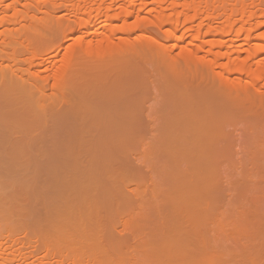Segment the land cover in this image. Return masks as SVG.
Here are the masks:
<instances>
[{
    "label": "rangeland",
    "instance_id": "1",
    "mask_svg": "<svg viewBox=\"0 0 264 264\" xmlns=\"http://www.w3.org/2000/svg\"><path fill=\"white\" fill-rule=\"evenodd\" d=\"M127 1L118 0L116 4L114 3L116 14L117 12L121 13L125 6L129 7ZM155 2V0H147V3H144L143 0H136V5L131 4H134L137 9L138 6L139 8L143 7L142 10L138 9L139 12L132 13L126 20L121 17L117 18V22L121 26L125 25L126 27L131 24L136 27L133 32H129L132 37L130 44H125V47L124 45L119 46L121 49L105 45L104 42H100V45L95 43L97 41L95 39L101 38L102 34L105 33L103 29L109 22L106 15L96 22L97 26L91 31V34L84 33L82 30L74 29L76 21L68 16V8L64 6L65 4L61 8H64L66 12L61 8V11L57 9L60 13L57 10L58 13L55 11V16L51 18V21L56 23L50 22V28L40 29L38 28L39 25L36 24L31 27L28 34V37H30H27L32 42L31 46L26 43H19L13 49L15 53L11 48L7 49L9 53H14L17 59H26H22L25 61L24 63L22 60L20 61L21 67L26 68L27 66L29 72L24 69L27 74L26 71L25 73L22 72V78L16 77L15 80L8 73L4 78V83H1L2 80L0 79V85L16 88L18 90L16 98L20 102L19 104L25 105V107L32 102L37 104L36 101H41L42 104L50 108L46 123H38L40 126L36 128L39 129L35 128V130L33 128L35 132L38 130L39 133L43 132L44 135L41 136L40 133L37 140H34V142L36 141L35 144H31L32 147L25 145V148L28 147L29 150L27 149L28 151L24 152L23 155V152L20 153L19 158L23 157V160L28 163L26 165L30 163L31 167V163L34 162L33 159L38 162V164L33 163L39 167L36 166L38 170H34L37 174L35 187L37 186L38 192L39 190L49 189V187L54 188L55 186L56 188L57 183L59 186L57 188L61 189L62 185H66L68 179L72 176L78 181L84 174L89 177L92 174L95 180L94 178L88 180L90 181L89 186L93 185L94 181L97 183L100 179L99 183L103 181L102 184H106V187L115 188H113V192L111 191L113 196L117 195L116 192L122 194L119 197L120 200L116 198L121 201H117L118 205L117 203L114 204L116 201L113 203V200L110 204L108 203L109 206H102L107 204L104 201L109 199L110 193L107 195V199L106 194L104 196L99 191V195L97 193L96 196L104 204L99 199L102 208H98L99 210H96V212L98 211L100 217L99 225L103 228V232L100 233L103 235L105 232V234H110L113 237L115 245L117 247L119 245L120 253H125L127 259H130L129 263L132 262L130 264H141L150 260L142 261L144 258H141L140 251L145 241L151 243L158 240L161 237V231L167 226L173 229L182 227L183 225L180 224L183 223L182 221L177 222L176 220L175 223L173 220L181 214H187L188 216L191 211V215L196 214L200 217L198 231L194 230L195 233L192 234V236H196L193 238H196L194 239L196 242L199 241L200 246L198 248L197 243L195 245L197 249L202 247L209 254H212L211 264H264V86H262V89L259 85L264 83L254 78V73L252 75V70L257 66L256 61L264 56L249 58L247 54L249 51L251 54L252 47H258L262 43L263 40L260 39V36L261 33L264 35V29L253 30L252 33L249 32L248 36L241 34L242 36H237V39L235 36L231 37L232 35L225 37L221 36L222 33L219 34L220 32L208 31L211 34L206 33L204 35L208 34L207 39L197 40L196 31L194 32V30H196L197 24L201 23L199 19L189 20L180 17L178 20V22L181 21L179 28L174 34L177 40H168L166 36L170 26L162 27L158 25L156 12H154L158 8V3ZM242 3L245 5L248 0H243ZM107 5L108 3L102 2L103 9L104 7L106 9ZM115 5L118 7L115 8ZM169 5L170 2L167 0V6ZM47 7V11L50 10L49 6L45 8ZM169 8L167 13L170 15L172 10L170 11ZM262 9L264 11V4ZM221 12L223 13V9L216 12L215 17L219 13L217 18L203 21L205 23L202 25L204 33L206 31L205 26H216L215 28H217L222 23L224 24V17ZM86 15L82 19H86L88 17ZM46 18H48L47 15ZM119 31L116 34L117 40H119L117 38L119 35L123 36L127 33L124 32L126 30ZM244 36L250 43L243 41ZM78 37L79 39L83 38L85 41L83 48L80 47V50L76 48L78 52H82L86 48V42L92 39L89 43L91 46L94 43L93 48L98 45L104 49H126V52L127 50L128 52L123 56H110L105 59L85 58L79 60L76 57V68L70 76L71 80L63 84L62 88L59 87L60 89H56V91H54L55 89L51 90L52 79L50 80V77L46 75L44 78L38 79L35 78L36 74L34 73L38 69H45V67L52 64L53 56L55 57L56 51L59 50L58 47L64 48L69 42L75 39L78 41ZM225 38L227 40L234 39V42H227ZM203 40V43L206 44L204 46L199 42ZM207 41H210V44L209 42L207 44ZM88 44L87 46L90 45ZM50 51L52 52L50 53ZM211 52L215 55H217V52L218 54L224 53L230 58H224L225 55L221 54L223 55L222 60L214 62L217 59ZM141 53L144 54L143 57L139 55ZM36 54L41 58H39V65L42 67H34L30 64L37 62L38 59L34 61V57H31ZM210 55L215 59L212 60L213 57ZM28 58L32 59L29 60ZM232 58L235 61L234 64H238L240 68L242 67L240 74L234 73L233 68L235 67L230 65L232 63L230 59L232 60ZM227 61L230 62L227 64L233 67V72H228L229 74L226 72L218 76L212 68V63L222 62L223 64ZM245 62H250L249 66H251L246 67ZM252 64L255 66H252ZM196 69L198 71L196 76L185 79V75ZM225 74L226 76H224ZM249 78L253 83L249 81ZM13 80L17 85H12ZM258 85L259 87H257ZM24 88H27V90ZM37 96L41 97V100ZM98 104L102 117L106 119L101 118V120L103 123L110 124V133L114 136L119 135L116 139L118 141L122 140L123 145L119 150L111 149L117 152L108 153L110 159L106 155V160L104 159L106 163L97 161V163L94 162V164L87 166L88 157L84 154L81 155L79 150L86 135L84 134L85 125L87 124L86 118L95 115V108ZM1 106L4 105L1 104ZM33 107L35 108V106ZM190 117H194L192 123L196 126V123H203L199 122L201 119L204 123L206 122V125L203 123L205 126L201 129L204 130L207 123L210 122L208 126L211 124V127L217 131L214 133L213 129H205L201 133L196 126H193L198 129L196 132H199L198 135L196 134L199 147L194 144V141L189 140L188 131L185 133L184 130H181L182 125L185 124L183 122ZM192 123L190 121V124ZM38 124L34 125L38 126ZM190 124L189 127H192ZM184 129L188 130L186 127ZM206 130L210 132H206ZM67 134L70 135V138L71 135L74 136L76 141L73 143L63 142V140L70 139L65 137ZM111 134H109L110 137L113 136ZM114 136L109 141H113ZM4 141L7 140L4 139ZM10 141H8L9 146H13V141L11 143ZM189 143L194 149L203 147L201 149H205L203 152L206 154L211 153L210 158L208 155V159H210V163L209 161L208 163L211 164L210 168L208 167L209 169H202L200 162L203 163V167H207L208 164L203 162L204 157L200 160L201 151L196 152L197 155L195 154L196 150L190 151ZM6 144L3 143L0 146L4 147ZM15 144L18 145V142L16 141ZM21 144L24 145V143ZM9 146L7 147L10 148ZM16 148L11 147L10 149L16 151ZM65 148L69 149V155L64 153ZM20 149L19 152L23 151V149L21 151ZM7 152L9 151L7 150ZM2 153L4 158L1 157L0 152V160L11 156V154L7 153L6 156L5 152ZM7 161L3 163L6 164ZM24 161H21V163L24 164ZM193 164L197 167L196 170L200 179L207 178L209 181L208 183L203 182L207 186L203 188L201 197L198 195V201H195L198 206L195 205L197 207L193 208L197 212L192 207H186L183 211V208H178L181 207L179 202L177 204L176 200H172L175 184L183 181L180 184L185 185V182H188L186 177L194 171L191 168ZM198 164L201 169L198 168ZM22 166L28 169V166ZM17 167L19 172L11 170L14 175H12L13 178L10 175V178L15 180L16 176L17 180L25 175L26 178L25 176L24 178L27 181V186H29L28 178L31 177V174L33 175L31 168L24 170L21 165L19 167L18 163ZM20 169H23V171H20ZM88 169H90L91 174H86L89 171ZM29 170L31 173H24V171ZM173 170H175L174 173L179 174L175 175V179H173ZM16 171L24 173V175L21 174L22 176L18 178L19 174ZM5 172L7 173V171ZM24 178L21 179L24 181L17 180L21 183L20 187L18 186L21 189L23 187L28 188L22 184L23 182L26 183ZM193 178L196 179L195 176ZM16 180L15 185L18 184ZM110 180L111 185L109 186ZM77 181L78 185L82 183L81 180ZM52 185L54 186L52 187ZM98 186H101V184ZM24 188L19 191L21 197L18 198V201L20 202L26 201ZM101 194H103V197H101ZM96 196L91 198L96 199ZM112 197L109 201L114 199ZM42 198H38L40 202ZM39 207L41 208L42 205ZM180 209L181 213H179ZM154 210L162 212L165 218L164 216H158ZM167 216H169L168 220L166 219ZM147 237H150V240ZM187 243L189 244V241ZM146 258H149V256H146Z\"/></svg>",
    "mask_w": 264,
    "mask_h": 264
},
{
    "label": "bare ground",
    "instance_id": "2",
    "mask_svg": "<svg viewBox=\"0 0 264 264\" xmlns=\"http://www.w3.org/2000/svg\"><path fill=\"white\" fill-rule=\"evenodd\" d=\"M86 1L88 2L86 3ZM143 1L144 3H147V0H143ZM155 1H156L155 2L156 4L158 3L157 4L158 8L156 11H154L156 12V18H157L156 20L158 22V25L162 27L166 25L170 26V30H167V36H166V39L168 40L169 39L177 40V38L174 37L175 36L174 34L177 32L179 28V23L181 21L178 22V20L180 17H184L185 19H189V20L199 19V22L201 23L198 22L199 24H197V28H195L196 30H194V32L196 31L195 35H197L196 36L197 38L196 37L194 38H196L197 40H201L202 38H204V40L207 39V35L211 34V33H208V31L209 32L216 31V32H220L219 34L222 33L221 36L228 37L232 35L231 37L235 36L236 38L237 36L239 37V35L241 34L248 36L249 32L251 31L253 32V30L255 31L256 29L258 30L260 28L264 29V11L262 9L264 0H248V3L245 5H243L244 3H242L243 0H241V2H239V0L238 1H235V0L234 1L233 0H213V1H210V0H187V1L186 0L185 1L168 0L170 2L169 6H167V0H158V2L157 0ZM102 2L108 3V5L106 6V9L105 7L104 9L102 8ZM116 2H118V0H0V79L2 80L1 83L5 82L4 78L6 77V75H8V73L12 75L11 77L15 80L16 77L22 78L21 74L23 75V73H25L26 70L29 72L28 70L29 68L27 69V66L26 68L21 67L22 65L20 61L24 58H22L21 60L20 58H18L19 59L18 60L14 54L15 52L13 51V49L15 45L17 46V44L19 43H26L28 46L32 44L31 40L28 39L30 37V36L28 37V34L30 33L31 27H33L34 24L39 25L40 27L38 26V28L40 29H46V28H50L51 23H56L55 21L52 22L51 18L55 16L54 15L55 11L57 9L60 10L63 4H65L64 6L68 8V11H67L68 16L71 19L76 21V27L74 29L82 30V32L84 33L88 32L89 34H91V31L97 26L96 22L100 20L103 16L104 17L105 15L107 16L106 18L108 19L109 22L108 24H106L107 26L104 27L105 30L103 29L105 33L103 32L104 35L102 34L101 38L95 39L97 40L95 42L96 44L100 45V42L102 43L104 42L105 45H108L114 48H120V49L122 45H124L125 47L126 46L125 44L127 43L130 44V42L132 41V37H131V34H129V32L130 33L133 32V30H135L136 27L131 24L128 25L127 23L126 24L128 26L126 27L125 25L121 26L118 24L117 18L121 17L126 20V18L130 17L132 13L139 12L138 9L142 10L143 7L139 8V6L137 5L138 6V9H137L134 7L136 0H128L127 3L129 4L128 5L129 7L125 6V8L122 9L123 11H121V13L117 12L116 14V11H115L116 9L114 10V3L116 4ZM131 3H134V4H131ZM46 6H49L50 10L47 11L48 7L45 8ZM117 7L115 5V8ZM168 7H170L169 8L170 11L172 10V13L170 15L167 13ZM144 8H145V4H144ZM219 9L220 10L223 9V13L221 12V14L224 17V20H223L224 24L222 23V25L217 26V28H215L216 26H209V25L205 26L206 31L204 33L203 32L204 27L202 28L203 23L210 18L212 19L217 18L219 13H217L218 14L217 17H215L216 16L215 14ZM62 10L66 12L64 8ZM37 13L39 14L37 15ZM39 15L40 17H38ZM46 15L48 18H46ZM85 15L88 17L86 19H82ZM138 22H141V21H138ZM16 25H18V27H16ZM169 26H166V27H169ZM119 30L120 31L126 30L124 32H127V33H125L126 34L125 35L124 33L121 32L124 35L123 36L119 35L117 37L119 40H117L116 34H118ZM206 33L208 34L204 36ZM246 36L243 37L244 38L243 41H248V43H250L249 40H246L247 39ZM146 38H148V36H146ZM261 38L263 40V41L261 40L262 43L259 44L258 47L256 46L252 47L253 51L251 52V54H250V51L247 53L249 58L264 56V35H262V33H261L260 39ZM77 39H79V37ZM204 40L199 41L203 44V46L206 45L203 43ZM231 40L226 39L227 42L229 41L230 43H233L234 39H231ZM91 41L89 40V42ZM210 41H207V44L208 42L210 44ZM84 42L85 41L83 40V38L79 39L78 41L75 39L74 41H71L68 44H66L64 48H61V46L58 47L59 50L57 49L58 51H56L57 52L56 56L55 57L53 56L52 64L45 67V69H41V70L38 69L34 73L37 75V76L35 75V78H38V79L44 78L45 75L47 77H50L49 79L50 80L52 79L51 90L55 89L54 91H56V89L57 90L60 89L59 87L62 88L63 84L68 83L71 80L70 76L72 72L74 71V69L76 68L75 64L77 62L75 63V61L77 60V58H79V60L85 59V58L105 59L110 56L111 57L123 56L124 54L126 55L128 52V50L126 52V49H122V50L104 49L103 47L100 48L96 44H95L96 46L93 48L94 43L92 44L93 46H91V44L88 41L86 42V48L83 49L82 52H78L76 48H79V50H80V47L83 48V46H85ZM87 44L89 46H87ZM8 48H11L14 53L12 52H11L12 54L9 53L7 51ZM51 52L52 51H50V53ZM35 53H38V52H35ZM211 54L214 55L215 58L217 59V60H214L215 62L218 60L221 61L222 60L221 57H223V55L221 54H224V53L218 54L217 52V55H215L213 54V52H211ZM36 55H32L31 57H34V61L35 59H38L37 62H34V64L32 63L30 64L31 66L39 67L41 66L39 65L40 57ZM130 55H133V54H130ZM139 55L141 56L142 53ZM139 55L138 57H140ZM143 56L144 54L142 55V57ZM49 57L51 56L49 55ZM215 58L213 57L212 60ZM224 58H230V56L225 55ZM22 62L24 63L25 61L22 60ZM230 62H232L230 65L234 66L235 68L237 67L238 69L237 68L235 69L229 64H227ZM230 62L229 61H227L226 63L223 62V64L222 62L212 63L213 65L212 68H214L213 70L214 72H216L218 76L223 75L226 72L227 74H229L228 72H233L232 68L234 69V73L240 74L242 71L241 70L242 67L240 68L238 64H234L235 61H233V58L232 60L230 59ZM256 62H257V66L254 65L255 63L252 64V66L253 65L255 66L253 70L251 68L252 75L254 73L253 77L258 79L260 82L263 81L264 83V57L261 59L259 58V60H257ZM245 63L247 67L249 66L250 62H245ZM24 69L26 70L24 71ZM27 71H26V74H27ZM249 73L251 74V72ZM196 74H198L197 69L185 75L186 78L185 77L184 78L185 79L191 78V77L193 78L194 76H196ZM224 76H226V74ZM250 78H249V81H250ZM14 80H13L12 85H17V83H15ZM259 85L263 89L262 86H264V84H259ZM259 85L257 87H259ZM24 89L27 90V88H24ZM17 92L18 90L16 88H13L10 86L6 87L2 84L0 85V143H1L0 145H2L3 143L4 144L7 143L5 146L3 145L4 147L0 146V152L2 154L0 155L1 157L3 156L2 152H5L6 156L8 154H11V156H7L6 159L0 160V264H130L132 263L131 261L129 263L130 259H127V256L124 255L125 253H120V249L118 248L119 245L118 247L117 245H115L116 243L110 234H107V233L105 234V232L103 235L101 234L103 232L102 231L103 228L99 225L100 217H99L98 211L96 212V210H99L98 208H102V206H107L108 203L110 204V202H112L113 200H114L113 203L116 201L114 204L116 203L117 205L119 204L117 201L120 200L119 197H121L122 194H120L119 192L117 193L115 190L117 195L114 194L115 196H113L112 192L114 191L113 190L114 187H111L112 188L111 189L110 187H106L107 186L106 184H104L105 185L104 186L102 184L103 181L99 183L100 179L97 183H95L94 181L93 185L89 186L90 184L88 183H90V181L88 180H92V178H94L95 180V177L92 176L90 169H88L89 171H87L86 174H91V176L89 177L84 174V176H82L80 179L81 182L84 184L79 183L78 185V183H76L77 179L72 176L68 179L66 185L64 184L62 185V187L60 186L61 189H58L59 186L57 183L56 188L54 186L56 184H54L52 185V187L54 186V188L49 187V189L47 188L43 191L39 190L38 192V189H36L37 186L35 187V184H36L35 182L37 180L36 179L37 174L34 171L37 169L38 166L36 165L37 166L36 167L33 164L34 162L35 164L36 163L38 164V162L35 159H33L34 162L31 163L33 167L32 168L30 163L29 165H26L27 162L23 160V157L19 158V155L21 156L20 153L23 152L22 153L23 155L24 152L28 151L29 150L28 147L29 146L32 147L31 145L32 143L35 144L36 141L34 142V140H37V136H40V133H41V132L39 133L38 130L35 132L36 129H39L36 127H39L40 126L39 124L46 123L47 118H48L47 113L49 112L50 108L46 106L45 104H42L41 101H36L38 102L37 104L35 102L34 103L32 102L31 104H34V105L31 106L30 104V105H26L25 107V105L19 104L20 102H18V99L16 98ZM37 98L38 99L40 98L41 100V97L37 96ZM1 104L4 106L2 107ZM33 106H35V108ZM7 116L9 117L7 118ZM101 118L103 117L100 113L99 104L95 108V115L89 116L88 118H86L87 124L85 125V130H84V134L86 135H85V138L83 139V142H81L82 144L80 145L79 152L81 155L84 154L85 156L88 157L89 161L87 163V166H89V164H94V162L97 163V161L98 162L100 161L101 163L104 161V163H106L105 156L108 153L110 154L111 152L114 153L116 149L119 150L120 147L123 145L121 142L122 140H119V141L117 140L118 139L117 137H119V135L114 136L113 134H111L110 124L107 122L103 123ZM190 118L191 120H189ZM190 118L183 122L185 123L183 124L184 128L186 127V129L188 130H185L183 128V125H182L183 129L181 128V130H184L185 133L186 131H188L187 135L189 134L188 135L189 140H191V142L194 141L195 143L194 142L193 143L196 144L197 147H199L198 145L199 141L196 139L197 138L196 134L197 133L199 134V132H196L198 129H199L198 131H200L201 133H203L205 129L207 130L213 129L214 133L217 132L213 127H211V124L210 126H208L210 122L207 123V127H205V129L203 130L201 128H204V126L206 125V122L204 123L203 119H201L199 122H203L205 125L203 123H196L197 124L196 126L194 123H192L194 117H190ZM190 121L193 125L190 124ZM34 124H38V126ZM189 124L192 127H189ZM199 124L203 126L201 127L199 126ZM193 126H196L198 129L196 127L194 128ZM33 128L34 129L36 128V129L33 130ZM29 129L33 131H30ZM207 130L206 132H210ZM109 134L115 137L113 141H109V140H112L111 138H113V136L110 137ZM190 134L193 136L191 137ZM42 135H44L43 132L41 133V136ZM69 136L70 135L67 134L65 137L70 138ZM192 138L193 139L195 138V139L193 140ZM4 139L7 141H4ZM8 139L11 140L10 143L13 141L12 144H14L13 145L14 147L9 146ZM114 140H117V141H114ZM16 141L18 142V145L15 144ZM75 141L76 139H74V136L72 135L70 139L63 140V142H70V143H73ZM21 143H24V145ZM25 145L28 146L27 147L28 150L25 148ZM7 146H9L10 148L11 147L16 148L17 146H21V147H17L16 151H14V149L12 150L8 148ZM200 146L202 145L200 144ZM5 147L8 149H6ZM189 147H190V151L196 150L195 154L196 152L201 151L202 156L200 160H202V157H204L203 162L205 163L207 162L208 164V165L206 164L207 165L206 167L204 163L205 167H203V163L200 162L202 165L201 166L202 169L204 168L203 170H206V168L208 167L210 168L211 164L209 165L210 159H208V155L210 158L211 153L209 152L210 154H206L205 152H203L205 151V149L201 150L203 149V147L195 148V149L191 145ZM17 149H18V152H17ZM19 149L20 151L23 149V151L19 152ZM111 149H115V150L113 151ZM7 150L9 152L10 151H13V152L9 153L7 152ZM64 153L69 155V149L65 148ZM106 157H109V156L107 155ZM19 159L20 160L22 159L21 161H24V164L21 163ZM5 161H7L6 164L3 163ZM17 163L19 167L21 165V168H23L22 165L28 166V169L31 168L33 175L31 174V177L29 178L27 177L29 179V186H27V181L25 179L26 176L24 175V173L30 172V170L24 171L23 174L21 172L18 173L19 168L17 167ZM194 163L196 162L194 161ZM33 165L35 166V168ZM201 167L200 165L198 166L199 169H201ZM191 168L192 170H194L192 171L193 173L191 172L193 176L191 174H188L187 177L191 176L190 178L186 177L188 182H185V185L183 183H182L183 185L180 184L183 181H181L180 183L178 182L177 184H175L173 188L172 200L174 201L176 200L177 204L179 202L181 207H178V206L177 207L181 209L183 208V211L185 210L186 207L193 208L195 207V205H197L195 201L197 200L198 195H200L201 197V193H203V188L207 186V185L205 186L204 184L209 182L207 178H204V180H202L203 178L200 179V176L198 175V172L196 170L197 169L196 165L193 164ZM23 169L28 170L27 168H23ZM23 169H20V171L21 170L23 171ZM11 170L18 171V172L16 171V173L19 174V176L18 174H16L18 178H20V176L22 175L25 176V178L24 176L21 177V179L24 178L26 182V183L23 182L22 184L26 185L25 186L26 188L28 187L27 189L23 187L25 189L24 196L26 197L25 199L26 201L24 202L18 201V198L21 197L19 194V191H22L23 188L22 189L19 188L21 183L17 181V180L19 181H24V180H21V179L16 180L17 177L15 176V180L18 182V184L15 185V180L12 179L13 178L12 175H14V172H12ZM5 171H7V173ZM174 171L175 170H173L172 172L174 174L173 179L176 178L175 175H179L177 174V172L174 173ZM10 175L12 178H10ZM194 176L196 177V179L193 178ZM204 181L206 183L203 184ZM99 184H101V186H98ZM108 185L109 186L111 185V180ZM210 185H211V182H210ZM16 186L17 187L19 186V187L17 188ZM112 186H115V185H112ZM99 191L103 193L104 196L106 194L105 197H107V199H108L107 195H109L110 193L109 199L112 196L114 197V199H112L111 201H109V199L105 200L104 202H106L107 204H104V202L99 198L102 201V204H104L102 205L101 201L96 196V194ZM103 194H101L102 195L101 197H103ZM97 195H99V193ZM94 196H96V199H92V198H95ZM40 197L41 198L43 197L42 201L44 204L42 203V201L40 202V199H38ZM116 198H119V200ZM102 199H105V198H102ZM92 200H94L95 202ZM97 200L99 201V203ZM39 204L42 205L41 208L39 207L40 206ZM195 208L193 209L194 211L197 212ZM181 209H180V212L178 210L179 213H181ZM198 210L201 212L200 209ZM191 212L190 213L188 212L189 213L188 216L187 214H184V215L181 214L182 215V218H181V215L178 214L180 216V217L178 216L179 218L176 217L177 219L175 220L172 219L175 223H176V220L177 222H181V221L183 223L185 222L184 223L185 225L183 223H180L184 227L182 226L180 228L177 227V229H173L172 227L169 228L167 226L161 231L160 233L161 237L158 238V240L156 241L154 240L151 243L150 241H148V243L147 241H145V244L143 243L144 245L142 246V249L140 251L142 255L141 258H144L142 261H145L147 259H150V260H148L147 262L145 261L141 264H211L210 262H211L212 254L211 253L209 254V252L206 251V249L204 250V248L202 247H201L202 249L201 248L197 249V247L199 248L200 244H199V241L196 242L194 240L196 238H193V237H196V236L194 235L192 236V234L195 233L194 230L196 231L197 227L199 226L198 220L200 217H198L196 214L191 215ZM156 213L160 217L164 216L163 213L160 212L159 210L156 211ZM168 217L169 216H167L166 218L167 220L169 219ZM186 225L187 227H185ZM147 238L148 240H150V237H147ZM188 238H191V239H188ZM188 241H189V244L187 243ZM195 244L197 245V247ZM193 245L195 246V248ZM127 254H128V251H127ZM146 256L147 257L149 256V258L145 259Z\"/></svg>",
    "mask_w": 264,
    "mask_h": 264
}]
</instances>
